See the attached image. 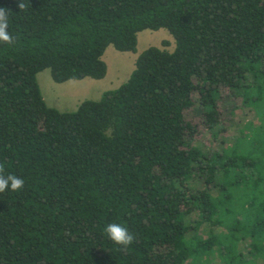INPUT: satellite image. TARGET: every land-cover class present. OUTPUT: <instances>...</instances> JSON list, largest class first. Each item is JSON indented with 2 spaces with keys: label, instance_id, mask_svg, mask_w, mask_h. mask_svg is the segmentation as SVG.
I'll return each instance as SVG.
<instances>
[{
  "label": "trees",
  "instance_id": "16d2710c",
  "mask_svg": "<svg viewBox=\"0 0 264 264\" xmlns=\"http://www.w3.org/2000/svg\"><path fill=\"white\" fill-rule=\"evenodd\" d=\"M23 3V7L20 4ZM14 44L0 42V162L25 181L0 192V264H223L264 260V0H0ZM165 27L172 50H141L128 78L72 110L46 103L37 73L101 78L112 44ZM163 44L167 41L163 40ZM259 123L232 146L204 150L221 90ZM194 94L196 97L194 98ZM215 189L216 193L212 192ZM225 231L202 237L198 228ZM134 234L115 244L106 225Z\"/></svg>",
  "mask_w": 264,
  "mask_h": 264
},
{
  "label": "rangeland",
  "instance_id": "374dc122",
  "mask_svg": "<svg viewBox=\"0 0 264 264\" xmlns=\"http://www.w3.org/2000/svg\"><path fill=\"white\" fill-rule=\"evenodd\" d=\"M145 29L153 33L148 40L149 42L140 43V51L149 45H158L159 43L166 48H172L175 45L174 37L167 28ZM142 30L143 33L145 30ZM140 37L142 38V34ZM163 40L167 41V44H163ZM103 58L107 64V71L101 78L84 76L57 82L51 77L48 67L38 71L37 81L46 103L61 110H71L81 100L98 98L103 90L114 88L128 78L134 66L133 51L118 50L112 44H109L105 48ZM195 97L196 94H194ZM218 102L220 121L213 129L214 133L204 125L203 115L197 103L185 111L186 118L198 123L200 126L199 133L196 134L193 143L198 144L204 150L220 149L226 145L232 146L238 137L249 132L247 127L249 122L259 123L254 108L244 104L240 96H233L228 89L221 90ZM212 192L216 193L215 189H212ZM223 230L225 231L222 226H215L211 230L209 223L204 222L198 228V233L200 236L206 237L210 233H219ZM238 247L244 256L253 259L255 264H264L262 257L252 256L249 237L240 240ZM213 249L202 264H223L216 245ZM187 263L190 264V259Z\"/></svg>",
  "mask_w": 264,
  "mask_h": 264
},
{
  "label": "clouds",
  "instance_id": "9594fccd",
  "mask_svg": "<svg viewBox=\"0 0 264 264\" xmlns=\"http://www.w3.org/2000/svg\"><path fill=\"white\" fill-rule=\"evenodd\" d=\"M23 6V3H21L20 7ZM8 28V13L5 9L0 8V42L14 44L16 38L8 31ZM5 173V163L0 162V192H4L6 190L16 192L24 187L25 181L23 178L18 177L15 174ZM105 232L107 233L109 239H111L115 244L123 247L131 245L136 239L134 234H132L128 228L119 223H110L106 225Z\"/></svg>",
  "mask_w": 264,
  "mask_h": 264
},
{
  "label": "crops",
  "instance_id": "0c3cea01",
  "mask_svg": "<svg viewBox=\"0 0 264 264\" xmlns=\"http://www.w3.org/2000/svg\"><path fill=\"white\" fill-rule=\"evenodd\" d=\"M144 32L142 33V31L143 30H139L138 32H137V45H136V51H133V53H134V66H135V59H136V57H137V55H138V53L140 52V49H139V45H140V43H143V42H146V41H148L149 39H150V36L152 35V33L153 32H151V31H146V29L144 28ZM142 34V38L140 37V35ZM168 41H170L168 38H166ZM158 41V40H157ZM149 42V41H148ZM157 46H160V47H163L162 45H160V43L157 45ZM174 48V46L172 47V48H167V49H169V50H172ZM131 51V50H130ZM104 52H105V50H104ZM104 52H103V54H104ZM103 54H102V57H103ZM104 59V58H103ZM134 66H133V68H134ZM132 68V69H133ZM131 72V71H130ZM117 87V86H116ZM109 89V88H108ZM102 93V92H101ZM100 97V96H99ZM98 97V98H99ZM93 99H96V98H93ZM79 103V102H78ZM78 105V104H77ZM77 105L75 106V108L77 107ZM75 108H73V109H75ZM72 110V109H71Z\"/></svg>",
  "mask_w": 264,
  "mask_h": 264
}]
</instances>
